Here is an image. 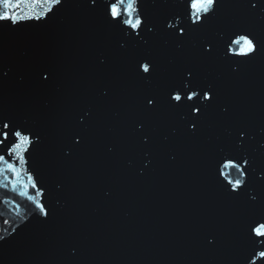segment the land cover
<instances>
[{
  "label": "water",
  "instance_id": "obj_1",
  "mask_svg": "<svg viewBox=\"0 0 264 264\" xmlns=\"http://www.w3.org/2000/svg\"><path fill=\"white\" fill-rule=\"evenodd\" d=\"M41 3L35 13L53 7ZM108 3L63 0L41 19L0 20V116L33 138L23 165L0 146L22 169L19 178L0 176V264H244L248 225L264 213V56L238 63L225 49L235 32L264 37L259 4L221 0L216 17L196 29L184 0H140L153 31L137 36L111 20ZM30 4L14 14L34 15ZM177 14L186 39L175 35ZM142 61L155 64L151 76L138 71ZM181 83L218 94L195 135L187 108L168 101ZM149 95L160 110L146 117ZM237 124L254 137L243 148ZM248 155V191L230 195L223 164ZM37 190L50 218L20 194Z\"/></svg>",
  "mask_w": 264,
  "mask_h": 264
},
{
  "label": "snow or ice",
  "instance_id": "obj_2",
  "mask_svg": "<svg viewBox=\"0 0 264 264\" xmlns=\"http://www.w3.org/2000/svg\"><path fill=\"white\" fill-rule=\"evenodd\" d=\"M63 0H44V3H50L53 7H49L46 11L35 13L36 7H43L41 0H31L30 6L33 8L34 15L29 17L19 16L14 14L15 9L20 8L25 0H0V20H10L13 23H18L22 19H41L47 13L53 12V9L57 5H61ZM160 2V0H157ZM185 2V12L184 14L188 16L191 24L196 26V29H201L205 25L209 24L217 15L220 10L221 0H184ZM247 3L252 10H257V5L259 4V11L261 12V20L264 21V2L262 0H243ZM92 5L96 4V0H90ZM140 0H109L108 5L106 6V13L110 15L113 22L122 23L127 25L128 28L135 31L137 36L140 33L147 29L151 32L153 29L148 27L145 23L147 19L146 16L142 17L140 8ZM177 27L175 29V35L181 38H187L185 28L180 26L179 14L176 16ZM167 28L172 29L174 26L172 23H167ZM233 37H230V42L226 46L225 51L231 52L232 55L242 57L241 61L238 63H247L256 60L257 58L264 56V37L258 35L255 31H246V32H235ZM236 47L233 48L232 46ZM203 51L206 55H211L213 51V45L209 42L203 48ZM150 66L152 70H155V64L152 61L139 62L138 71L142 70V74H148L151 76ZM238 70V69H235ZM7 75V73H4ZM186 75L191 78L194 73L191 69L186 70ZM44 80H47V76L42 77ZM147 78V77H145ZM191 83V79L189 80ZM183 93V95H181ZM218 98L215 87L205 89H197L193 86L191 88L187 87L181 83L178 87L173 88L168 92V101L171 107L173 108H182L186 107L188 112L187 116L191 117L188 127L192 131V134L195 135L201 127V122L206 118L207 109L210 108ZM187 101H191V104H187ZM207 101V105L203 102ZM143 113L146 117L153 116L159 112V101L153 96H145L142 104ZM227 112V108L224 109ZM140 129L144 128L143 122L139 123ZM249 139H254L250 136L246 127L242 124H237L235 129V139L238 142V146L244 147L245 137ZM15 138V139H12ZM82 137L77 133L73 136V141L75 144H80ZM141 142L143 144H148L152 136L148 133H145L141 136ZM36 140H39V137H36ZM7 142V145H6ZM33 144V138L31 132L23 130L21 127L17 126L15 122H8L5 118L0 116V146H6L7 151L6 155L11 157L13 154L20 161V164L25 163V158L23 153L28 150V148ZM0 163H3L5 167H0V176H5L6 172H12L18 178L21 175V170H18L13 163H9L5 158V154H0ZM224 169H227L226 179L228 184L232 185L229 190L230 195H238L248 191V181L249 173L252 169L251 157L243 156L237 159H229L223 164L221 174L225 175ZM248 169L249 171H246ZM233 172L236 173V176L233 177ZM5 178H7L5 176ZM261 179L264 180V170H262ZM28 181L32 182L33 177L28 176ZM27 187V185H25ZM33 189L37 188L35 182L31 183ZM23 196H26L30 201H32L36 208L39 210V214L42 215L45 219L50 218V212L46 209L45 205L40 202L37 197L43 196V192L37 190L36 194L28 195L27 192L20 193ZM250 201H257L259 197L251 193L248 194ZM248 237L249 243L251 245L248 255L245 257L244 264H255L253 260L254 256H257L261 260V264H264V250L257 251L255 248L257 238L259 241L264 242V213L260 214L258 217L254 218L251 223L248 225ZM3 239V237H0ZM209 243H215L214 240H210Z\"/></svg>",
  "mask_w": 264,
  "mask_h": 264
}]
</instances>
